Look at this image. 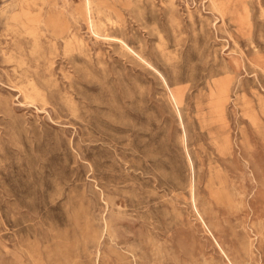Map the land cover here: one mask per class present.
Instances as JSON below:
<instances>
[{"label": "rangeland", "instance_id": "obj_1", "mask_svg": "<svg viewBox=\"0 0 264 264\" xmlns=\"http://www.w3.org/2000/svg\"><path fill=\"white\" fill-rule=\"evenodd\" d=\"M0 264H264V0H0Z\"/></svg>", "mask_w": 264, "mask_h": 264}]
</instances>
